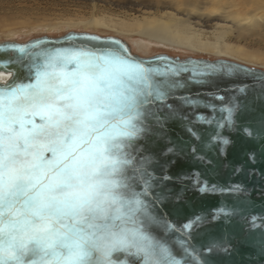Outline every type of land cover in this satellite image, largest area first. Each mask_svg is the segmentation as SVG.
Listing matches in <instances>:
<instances>
[{
    "label": "snow or ice",
    "instance_id": "6c2138e0",
    "mask_svg": "<svg viewBox=\"0 0 264 264\" xmlns=\"http://www.w3.org/2000/svg\"><path fill=\"white\" fill-rule=\"evenodd\" d=\"M96 39L39 40L0 62L12 77L0 85V264H203L189 238L206 217L170 219L166 204L184 189L169 185L186 179L170 170L185 132L199 139V123L234 126L240 108L229 97L216 121L212 100L225 97H194L189 81L237 66H158Z\"/></svg>",
    "mask_w": 264,
    "mask_h": 264
},
{
    "label": "water",
    "instance_id": "95a60500",
    "mask_svg": "<svg viewBox=\"0 0 264 264\" xmlns=\"http://www.w3.org/2000/svg\"><path fill=\"white\" fill-rule=\"evenodd\" d=\"M69 35L93 36L97 38L93 43L97 44L119 40L130 51L129 44L120 37L68 31L61 36L44 35L24 42L1 41L0 62L14 59L18 55L14 48L39 40L64 41ZM56 46H60L59 43ZM130 54L141 61H154L158 66L172 61L189 69L205 65L237 66L231 75L221 72L212 77H196L205 82L203 85L189 81V91L194 97L196 94H202V100L210 99V94L225 97L224 101L212 100L217 106L214 114L216 121L226 120L228 113L219 109L229 106V97L236 98L240 108L233 115L234 126L225 124L220 128L216 123L204 122L193 126L199 139L186 132L183 134L185 151L176 158L170 175L186 179L171 183L169 187L177 191L183 188L184 193L179 203L169 202L166 209L170 219L178 226L197 215L206 217L204 223L191 230L189 238L203 264H264V135H255L264 117V84L261 83L264 77L260 75L264 69L225 58H181L166 53L145 57L131 51ZM161 57L163 61H160ZM189 76L191 71L182 73V77ZM11 80L9 76L0 85ZM239 88L246 91L240 93ZM195 112L208 118L213 116L212 110L205 107H199ZM245 127L254 135H246L243 131ZM225 139L229 143H223ZM193 148L195 151H192ZM205 186L207 191H199ZM172 239L175 240V237Z\"/></svg>",
    "mask_w": 264,
    "mask_h": 264
},
{
    "label": "bare ground",
    "instance_id": "6f19581e",
    "mask_svg": "<svg viewBox=\"0 0 264 264\" xmlns=\"http://www.w3.org/2000/svg\"><path fill=\"white\" fill-rule=\"evenodd\" d=\"M156 7L120 14H96L92 10L86 17L60 22L69 28L80 25L84 30L106 29L120 38L137 37L139 40L132 39L134 44L144 43L143 48L147 47L143 41L177 45L264 69V53L245 48L230 36L236 33L239 41L251 38L248 35H264V0H160ZM240 16L246 19L245 24L237 19ZM9 76L0 71V82Z\"/></svg>",
    "mask_w": 264,
    "mask_h": 264
},
{
    "label": "rangeland",
    "instance_id": "374dc122",
    "mask_svg": "<svg viewBox=\"0 0 264 264\" xmlns=\"http://www.w3.org/2000/svg\"><path fill=\"white\" fill-rule=\"evenodd\" d=\"M158 1L160 0H0V41L24 42L44 35L57 37L68 31H83L84 29L80 25L69 28L60 21L65 18L86 17L92 10L96 14H120L123 11L156 9ZM237 19L240 23H246L244 16H240ZM84 31L100 35L112 36L113 34L101 28ZM236 35V33L230 34L235 43L237 42L250 50L264 53V35H248L247 37L251 38L240 39L239 41L235 39ZM121 38L129 45H132L131 51L133 53L145 57L166 53L181 58L189 56L208 59L218 58L209 52L194 51L177 45L157 42H149L148 44V42L143 41L147 44V47L143 48L141 45L144 46V43L134 44L133 40H139L137 37L130 39L123 36Z\"/></svg>",
    "mask_w": 264,
    "mask_h": 264
}]
</instances>
